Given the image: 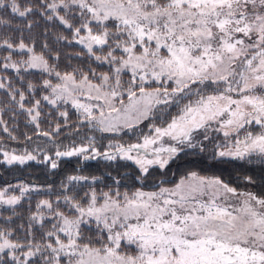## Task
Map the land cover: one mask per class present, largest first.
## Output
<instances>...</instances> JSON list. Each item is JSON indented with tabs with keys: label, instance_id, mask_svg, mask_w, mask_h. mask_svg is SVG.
I'll return each mask as SVG.
<instances>
[{
	"label": "rangeland",
	"instance_id": "374dc122",
	"mask_svg": "<svg viewBox=\"0 0 264 264\" xmlns=\"http://www.w3.org/2000/svg\"><path fill=\"white\" fill-rule=\"evenodd\" d=\"M69 4L83 11L88 23L101 27L91 31L86 25L76 37L79 44L87 50L105 44L111 32L103 24L115 20L127 39L116 40L114 48L124 54L108 53L110 60H117L114 80L103 75L95 82L62 74L43 95L45 103L70 105L91 127L112 135L138 125L155 108L181 95L188 99L165 125L104 153L114 152L144 172L151 166L164 167L190 134L193 140L211 137L217 144L213 153L217 159L264 157V0H70ZM18 48L28 50L24 45ZM2 68L48 72L44 58L32 51L27 60L4 61ZM125 71L141 84L154 82L158 87L121 89L118 75ZM1 77L0 72V89ZM167 83L174 90H168ZM212 83L222 90L203 95V88ZM80 152L69 151L74 156ZM4 156L7 163L33 159L32 154L4 152ZM155 185L122 199L92 198L70 218L58 214L66 242L52 249V264H264L260 197L194 172L171 184ZM5 186L0 187V208L15 205L27 190L35 189ZM7 188L19 191L8 193ZM90 221L107 234L103 251L77 243L78 229ZM121 245L128 251L119 252ZM13 247V242L1 239L0 252ZM240 254L249 258L241 260Z\"/></svg>",
	"mask_w": 264,
	"mask_h": 264
},
{
	"label": "trees",
	"instance_id": "16d2710c",
	"mask_svg": "<svg viewBox=\"0 0 264 264\" xmlns=\"http://www.w3.org/2000/svg\"><path fill=\"white\" fill-rule=\"evenodd\" d=\"M69 2L0 0V72L4 83L0 89V187H35L27 190L15 205L0 208V241L7 238L14 243L11 250L0 252V264H52V249L58 242H66L58 214L70 218L88 206L92 198L100 201L104 195H114L122 199L139 188H152L153 183L155 187L163 182L171 184L192 172L216 177L233 189L251 192L264 201V157L250 154L242 159H217L213 156L217 144L211 137L206 141L201 140L204 136L197 137L199 144L196 139L191 146L173 154L164 167L151 166L144 172L114 152L104 153L135 143L154 127L165 125L188 100L183 95L155 108L150 117L131 129L112 135L91 127L70 105L51 106L43 101L50 84L62 74L95 82L103 75L114 80L117 60H110L108 53L124 54L114 48L116 40L127 39L115 20L103 24L111 32L105 44L90 50L79 44L76 37L86 25L91 31L101 27L88 23L87 15ZM20 45L28 50L19 49ZM139 50L136 47L135 52ZM30 51L44 58L48 72L2 68L4 61L27 60ZM118 81L119 88L133 92L158 87L154 82L139 83L127 71L118 75ZM165 87L174 90L171 83ZM203 89V95L222 90L214 83ZM121 98L124 100L127 95L123 93ZM76 149L82 152L75 156L69 153ZM4 152L32 154L33 159L7 163ZM86 156L89 159L82 161ZM18 191L19 188L6 189L8 193ZM77 243L103 251L108 237L100 225L90 221L78 229ZM118 251L128 250L121 245ZM26 254L31 256L24 259ZM241 255V260L249 258ZM61 261L66 263L65 259Z\"/></svg>",
	"mask_w": 264,
	"mask_h": 264
},
{
	"label": "water",
	"instance_id": "95a60500",
	"mask_svg": "<svg viewBox=\"0 0 264 264\" xmlns=\"http://www.w3.org/2000/svg\"><path fill=\"white\" fill-rule=\"evenodd\" d=\"M129 147H130V148H135V149L138 148V146H135V147H134V146H129Z\"/></svg>",
	"mask_w": 264,
	"mask_h": 264
}]
</instances>
